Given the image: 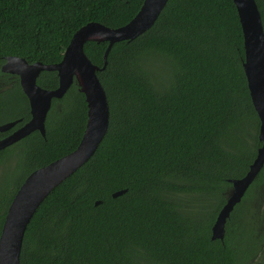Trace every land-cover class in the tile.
<instances>
[{
  "label": "trees",
  "instance_id": "16d2710c",
  "mask_svg": "<svg viewBox=\"0 0 264 264\" xmlns=\"http://www.w3.org/2000/svg\"><path fill=\"white\" fill-rule=\"evenodd\" d=\"M255 2L264 32V0ZM142 3L0 0V67L7 56L58 63L81 26H123ZM107 45L86 41L83 50L100 68ZM243 59L232 0H168L148 30L113 43L96 72L107 132L34 212L20 264H264V166L226 220L223 240L211 238L229 180L247 172L262 144ZM36 81L54 89L58 76L42 70ZM86 109L73 82L52 98L44 136L34 130L0 149V230L26 176L76 148ZM29 110L18 76L0 69V125L18 120L0 139L27 122ZM118 190L125 192L113 197Z\"/></svg>",
  "mask_w": 264,
  "mask_h": 264
},
{
  "label": "water",
  "instance_id": "95a60500",
  "mask_svg": "<svg viewBox=\"0 0 264 264\" xmlns=\"http://www.w3.org/2000/svg\"><path fill=\"white\" fill-rule=\"evenodd\" d=\"M168 0H143L135 16L125 25L109 28L100 23L88 22L75 31L66 46L62 59L54 64L28 63L21 57L7 56L0 69L15 74L27 97L30 119L0 139V149L37 130L45 134V119L52 98H61L75 82L86 101V124L76 148L69 153L29 173L15 192L0 230V264H20L24 233L34 212L50 191L82 166L96 151L109 125V104L96 72L103 70L107 54L113 43L132 40L148 30ZM242 30L244 59L243 72L251 103L259 119L258 139L261 146L247 172L240 178L230 179L226 202L218 211L211 226V238L223 240L225 223L235 205L239 203L254 178L264 166V32L255 0H232ZM86 41H107L104 64H93L83 50ZM42 70H54L58 85L46 89L37 84ZM18 120L0 125V131L10 129ZM228 191V190H227ZM118 190L113 197L124 193ZM100 201H96L98 204Z\"/></svg>",
  "mask_w": 264,
  "mask_h": 264
},
{
  "label": "rangeland",
  "instance_id": "374dc122",
  "mask_svg": "<svg viewBox=\"0 0 264 264\" xmlns=\"http://www.w3.org/2000/svg\"><path fill=\"white\" fill-rule=\"evenodd\" d=\"M230 191V189H228L227 193ZM188 206V204H187ZM201 208H204V203L202 202V204L200 205ZM243 218V212H240L238 215H237V222H240V220Z\"/></svg>",
  "mask_w": 264,
  "mask_h": 264
}]
</instances>
